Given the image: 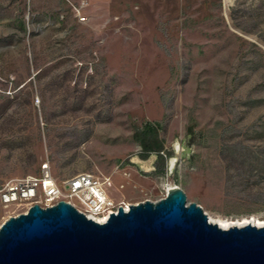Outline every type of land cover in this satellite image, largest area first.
Here are the masks:
<instances>
[{"label":"rangeland","instance_id":"rangeland-1","mask_svg":"<svg viewBox=\"0 0 264 264\" xmlns=\"http://www.w3.org/2000/svg\"><path fill=\"white\" fill-rule=\"evenodd\" d=\"M227 1L0 0V184L48 163L264 220V0Z\"/></svg>","mask_w":264,"mask_h":264},{"label":"water","instance_id":"water-1","mask_svg":"<svg viewBox=\"0 0 264 264\" xmlns=\"http://www.w3.org/2000/svg\"><path fill=\"white\" fill-rule=\"evenodd\" d=\"M0 264H264V227L223 229L180 188L104 224L61 201L1 226Z\"/></svg>","mask_w":264,"mask_h":264},{"label":"built area","instance_id":"built-area-1","mask_svg":"<svg viewBox=\"0 0 264 264\" xmlns=\"http://www.w3.org/2000/svg\"><path fill=\"white\" fill-rule=\"evenodd\" d=\"M111 178L89 172L78 173L58 181L48 163L41 165L38 175H26L0 184V228L12 217L27 214L36 205L52 208L63 201L99 224L106 223L127 204L111 195ZM119 190V189H118Z\"/></svg>","mask_w":264,"mask_h":264},{"label":"bare ground","instance_id":"bare-ground-1","mask_svg":"<svg viewBox=\"0 0 264 264\" xmlns=\"http://www.w3.org/2000/svg\"><path fill=\"white\" fill-rule=\"evenodd\" d=\"M229 5V2L225 0V8H227ZM177 163V159L174 157L170 160L169 166L171 168H174ZM175 188H168V191ZM131 205L127 204V208L129 209ZM209 220L213 224H217L223 229H230L231 227H243L246 225H254L257 227H264V220L256 218L254 216H248V217H242V218H224L220 216H209Z\"/></svg>","mask_w":264,"mask_h":264},{"label":"trees","instance_id":"trees-1","mask_svg":"<svg viewBox=\"0 0 264 264\" xmlns=\"http://www.w3.org/2000/svg\"><path fill=\"white\" fill-rule=\"evenodd\" d=\"M22 30L25 31V26L24 23L21 24ZM148 135H154V140L153 141H148L147 137ZM142 136H145L144 140H139L142 148H143V153L142 157L146 158L148 155L151 153H156L160 158L161 152L164 151V146L163 143L159 141L157 135H156V130L153 128L150 124L145 127V130L142 132Z\"/></svg>","mask_w":264,"mask_h":264}]
</instances>
